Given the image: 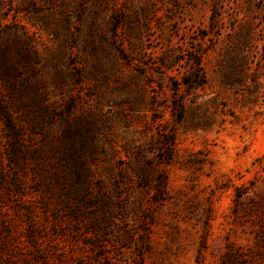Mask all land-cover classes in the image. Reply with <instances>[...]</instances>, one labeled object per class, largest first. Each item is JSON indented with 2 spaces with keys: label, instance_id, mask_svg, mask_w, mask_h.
I'll list each match as a JSON object with an SVG mask.
<instances>
[{
  "label": "rangeland",
  "instance_id": "obj_1",
  "mask_svg": "<svg viewBox=\"0 0 264 264\" xmlns=\"http://www.w3.org/2000/svg\"><path fill=\"white\" fill-rule=\"evenodd\" d=\"M0 264H264V0H0Z\"/></svg>",
  "mask_w": 264,
  "mask_h": 264
}]
</instances>
